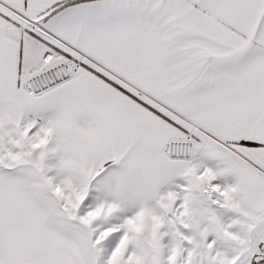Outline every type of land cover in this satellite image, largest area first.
<instances>
[{
	"label": "snow or ice",
	"instance_id": "1",
	"mask_svg": "<svg viewBox=\"0 0 264 264\" xmlns=\"http://www.w3.org/2000/svg\"><path fill=\"white\" fill-rule=\"evenodd\" d=\"M0 264H264V0H0Z\"/></svg>",
	"mask_w": 264,
	"mask_h": 264
}]
</instances>
